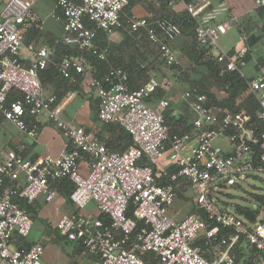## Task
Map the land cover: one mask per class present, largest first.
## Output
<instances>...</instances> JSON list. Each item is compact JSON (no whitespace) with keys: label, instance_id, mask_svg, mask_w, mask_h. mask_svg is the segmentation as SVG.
<instances>
[{"label":"built area","instance_id":"2783aa9c","mask_svg":"<svg viewBox=\"0 0 264 264\" xmlns=\"http://www.w3.org/2000/svg\"><path fill=\"white\" fill-rule=\"evenodd\" d=\"M254 2L264 7V0ZM127 4L128 0H55L52 16L62 22L63 31L55 42L107 61L106 48L97 45L99 31L108 42L115 30H143L158 46L163 62L177 64L168 42L179 27L164 16L122 18ZM184 8L193 21L197 45L212 52L234 22L217 19L227 6L210 7L209 1H202L184 2ZM28 27H40L32 0H1L0 114L29 137L36 135L34 119L46 115L68 142L57 156L30 159L14 150L0 152V264H42V242L16 245L30 234L33 220L15 199L32 204L41 196L51 202L58 194L53 182L62 178L73 184L69 199L75 210L62 213L55 229L60 237L83 246L90 264H152L144 259L146 253L160 264H264V218L257 215L250 220L222 204V193L228 188L253 178L264 181V132L259 139L254 136L248 113L230 111L197 88L188 89L181 98L194 114L193 133H171L165 120L173 87L170 80L150 78L129 88L124 69L109 66L103 76L96 77L82 55L65 54L56 63L58 72L70 80L73 73L87 78L98 98V120L116 123L132 139L129 148L112 151L94 133L64 119L57 96L45 92L39 72L51 62L50 52L24 45ZM23 49L28 52L27 60L21 56ZM246 51L243 46L233 52L212 53L223 64L222 70L241 74ZM247 86L264 122V71L247 80ZM158 88L165 96L151 104ZM12 91L20 93L21 100H10ZM192 138L195 145L189 148ZM217 138H224L230 149L214 146ZM255 143L260 150L257 159L251 146ZM167 149L176 170L160 185L152 165ZM179 180L192 189L194 209L176 220L169 208ZM259 195H264V189ZM89 204L95 206V215L83 212ZM130 205L132 216L128 215ZM244 245L248 248L237 260L235 248Z\"/></svg>","mask_w":264,"mask_h":264},{"label":"crops","instance_id":"0c3cea01","mask_svg":"<svg viewBox=\"0 0 264 264\" xmlns=\"http://www.w3.org/2000/svg\"><path fill=\"white\" fill-rule=\"evenodd\" d=\"M157 1L161 0H134L129 8L127 4L121 16L122 18L129 15H134L135 17H148L157 14L156 16H159L158 14H161L163 10L158 8ZM202 1H209L210 7L218 3H224L227 6V11L220 14L217 19L224 20L232 18L234 21L232 27L227 32L233 31L234 35H236L235 44L226 51H223L219 47L222 52L240 49L244 45L245 37H261V41L249 45L247 50L249 54L248 59L243 62L240 75L246 80H249L255 77L260 71H264V17L258 14V8L254 0H173L172 3H169L167 10L165 9L164 12L167 13L171 19L173 18L175 21L178 20L182 25L181 19L185 12L184 2ZM54 8L55 0H32V9L40 17V27H28L23 37L25 46L32 45L37 48L45 47L50 52L51 63L54 59L57 58L58 61L65 55L61 54L58 57L55 53L57 50L61 51L60 47L64 45L55 42L62 36L63 31L62 22L52 16ZM176 25L179 26L180 31L168 42V44L175 52L180 66V69H177L178 78L186 81L190 85L192 80L196 78L198 72V67L192 62V58L194 57H192L193 49H191V45L195 40L194 32L193 28L185 29V27H183V29H181L180 24L178 25L176 23ZM242 28L245 29L246 34L242 33ZM131 34L132 33L126 28L115 30L112 32L107 45H105L106 49L110 47L107 54L112 66L125 64L127 61H134V63H136L134 66L135 71L132 72L133 77L129 78L128 76V87L136 88L150 78H155L159 81L168 79L172 82L173 78H171L170 75L171 70L174 69L168 65L169 68H166L167 66L164 68L160 67V62L163 63V60L157 55L159 54L157 45L153 43L145 45V43L141 42L140 38L145 34L143 30L139 31L134 39H130L127 42L124 41L125 35ZM221 37L219 39H221ZM197 48L200 47L197 45ZM80 55L84 57V54H78L77 56ZM21 56L27 60L28 52L23 49ZM86 65V67H89L91 70L90 72L94 73L92 67L88 63H86ZM165 65L164 63V66ZM159 68H162V71ZM142 69H144V71ZM73 77L75 80L69 81L66 86L60 85V88H58L53 83L49 82V84L43 88L46 93L55 94L57 96L61 106V114L64 119L70 121L74 125L84 127L86 130L91 131L102 142L109 139L114 133L110 128L111 123H102L98 120V98L96 91L88 86L87 78H82L76 73H73ZM157 90H161L162 92L159 98L165 96V92L162 89L158 88ZM168 96L170 100L167 110L171 111V117L178 118L183 115L188 116L190 120L193 119V112L189 108L187 102L181 98V93L176 92L174 86L171 88ZM224 97L225 96H219L218 99ZM156 98L157 97L154 99L153 97L150 103H155V101L159 99ZM34 121L37 125L36 135L34 137H29L25 133L19 131L11 122L0 116V152L14 150L25 157L35 159L45 154L57 156L66 149L68 142L67 137L56 128L46 115H39ZM168 125L172 126V123H168ZM191 136L193 137V135ZM194 145L195 140L192 138L189 142V148ZM21 146H23V148ZM171 167L174 166L169 159V150L167 149L163 157L152 165L153 173L158 184L163 185L168 182V175L170 174ZM81 170L86 172L87 167L82 164ZM188 189L189 186L186 181L179 180L176 183V197L172 206L169 208V214L176 220H181L194 209L193 200L190 199L187 194ZM74 209L75 207L71 201H67L60 193H58L51 202H45L43 197L40 196L30 205V212L34 217H39L42 222H44V225L41 226L42 228L40 227V237L27 239L26 241L28 243L36 241L42 242L44 246L42 256L46 257L47 264H81L82 261L80 260L82 257L83 260L86 257L91 259L88 254L83 252L81 254H75L73 244L70 242L66 244L58 236L55 229V224L60 215L62 213L72 212ZM85 211L93 215L96 214L93 204L87 205ZM35 225L33 220V226L37 229ZM57 236L60 239H58Z\"/></svg>","mask_w":264,"mask_h":264},{"label":"trees","instance_id":"16d2710c","mask_svg":"<svg viewBox=\"0 0 264 264\" xmlns=\"http://www.w3.org/2000/svg\"><path fill=\"white\" fill-rule=\"evenodd\" d=\"M134 0H128V8L132 5ZM169 5L168 0H161L157 1V6L162 11L161 14H158L159 16H164L168 18L170 21H172L174 24H180L181 29L185 27V29L193 28V21L188 15V13L185 11L182 15V25L179 23L178 20H173L169 17L167 13L164 12V10H167V6ZM258 8V14L261 17H264V7H257ZM157 15V14H156ZM179 27V26H178ZM180 29V28H179ZM138 32H134L131 35H125L124 41H129L130 39H134V37L137 35ZM242 33L246 34V31L244 28H242ZM141 42L150 45V41L147 38L146 34H143L140 38ZM261 41V37L259 36H250L245 37L244 39V47H248L249 45ZM125 42V43H126ZM106 36L103 32L99 31L97 36V45L99 48L103 49L106 48L105 45H107ZM158 47V46H157ZM109 48L106 49V55H107V61H101L97 59L94 56L89 55L88 53H84L82 51H78L75 48L69 47V46H62L60 47V50H57L55 53L59 57L61 54H72V55H78V54H84L85 62L88 63L93 70V75L96 77L103 76L108 67L112 66L109 62V56L107 54V51L109 52ZM191 49H193L192 54V62L198 67V72L196 75V78L192 80L190 83V89L197 88L199 92L207 94V96L210 98V100L223 108H227L230 111H237L240 109H244L248 115L250 116V126L253 129L254 136L258 139L261 137V134L264 132V122L258 117V104L255 100L254 96L249 91V88L247 86V80L243 78L237 71H228V70H222L223 64L218 63L216 60V57L213 55V53L208 50L205 51L202 48H197V42L194 40L193 44L191 45ZM233 52V51H229ZM159 55V54H158ZM248 52L246 51L243 61L248 59ZM190 58V57H189ZM57 58L50 62L48 66L39 72L40 81L43 87L47 86L49 82L53 83L56 87L60 88V85L66 86L68 85L70 79L63 78V76L58 72L56 67ZM135 64L134 61H127L125 64H119L120 68L127 71L129 78H132V72L135 71ZM113 66V67H118ZM169 67L173 69H180L179 65L173 64ZM144 71V69H142ZM73 79L72 81H74ZM210 87H216L217 89L223 90L226 92V96L222 99H218L210 90ZM162 95L161 90H156L153 93V97L159 98ZM22 96L17 91H12L9 95L10 100H21ZM156 98V99H157ZM171 111L167 110L165 111V120L168 123H172V126H170V132L171 133H178V134H190L193 131V125L192 120L188 116L181 115L178 118H174L170 116ZM0 116L3 118V116L0 114ZM111 131L114 133L109 139L103 141V143L112 151L122 152L125 149L129 148L133 145L132 139L129 136V134L119 125L115 123L110 124ZM252 150L254 153L255 159L258 158L259 155V145L258 143L252 144ZM24 156V155H23ZM140 164L144 163V160L141 159L139 161ZM176 168L171 167V170L169 173L174 172ZM53 186L57 189V192L62 194L64 198L67 201H70L69 195L73 189V184L66 178L58 179L55 182H53ZM238 186V185H236ZM235 187V186H233ZM255 198L254 200H258L261 203L264 202V195H253ZM18 204L25 208L28 212H30V205L27 204L24 200L15 199ZM132 205H130V208L128 210V215L132 216ZM234 210L237 214L244 216L250 220H254L258 214L257 210L252 209L251 207L247 206H240L235 205ZM101 218L105 219L103 216L100 215ZM141 225V222H138V226ZM73 244V248L75 251V254H81L82 252L85 253V250L83 246L76 242L68 241ZM197 244H200L203 246L201 241H197ZM29 243L23 239H18L16 245L17 246H23L28 245ZM244 248H248L247 245L240 247L237 246L235 248V252L237 254V260H240L241 257L245 254L243 252ZM144 259L147 261L152 262V264H157V261L155 258H153V254L146 253L144 254ZM74 264V263H72Z\"/></svg>","mask_w":264,"mask_h":264},{"label":"rangeland","instance_id":"374dc122","mask_svg":"<svg viewBox=\"0 0 264 264\" xmlns=\"http://www.w3.org/2000/svg\"><path fill=\"white\" fill-rule=\"evenodd\" d=\"M235 40H236V35H234L233 31L227 32L225 35H223L221 37V39L218 40L219 46L213 49L214 54H217L218 52L221 51L219 49V47L223 51H226L233 44H235ZM175 57H176V55H175ZM176 60H177V57H176ZM177 62H178V60H177ZM160 65H161L160 67H163V68L167 66V65L164 66V62L163 63L160 62ZM176 65H179V64L177 63ZM166 68H169V67L167 66ZM159 69L162 71V68H159ZM177 73H178L177 69L171 70L170 77L173 78L172 83H173V86L176 88V92L182 93L185 90L190 89V85L186 81L179 79ZM210 90L218 97L219 96H221V97L226 96L225 91L217 89L216 87H210ZM212 144L214 146H219L224 151L230 149L229 143L224 138H217L213 141ZM185 153H188V152H185ZM263 189H264V181L263 180L255 179V178L250 179L247 182L240 183V185H238V186L228 188V190L226 192L223 191V193H222V204L234 212H235V210H234L235 205L251 207L252 209L257 210L258 211L257 215L263 219L264 218V202L261 203L258 200H254L255 198L253 197V195H259V193H261V191ZM187 194L190 197V199L193 200V191L190 187L187 190ZM83 212L87 213L85 211V209L83 210ZM29 214L33 218V220L36 224L35 226L37 227V229L33 226L31 233L26 238H23L25 240L31 239V238H37L38 236L40 237V234H41L40 227L44 225L43 224L44 222H42V220L39 217H37V218L34 217V215L31 212H29ZM58 236H57L58 239L61 238L66 244L68 243V240H66L60 236H59L60 237L59 238ZM47 249H49V248H47ZM40 261L42 264H47L45 256H42L40 258ZM80 261H82L81 264H90L91 259L86 257L83 260V257H82V259ZM157 264H160V263L157 262Z\"/></svg>","mask_w":264,"mask_h":264}]
</instances>
